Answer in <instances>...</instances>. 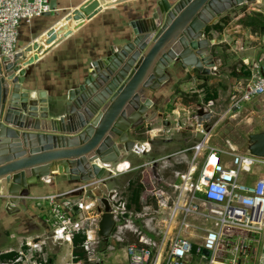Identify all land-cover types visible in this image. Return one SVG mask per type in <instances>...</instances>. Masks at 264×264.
I'll use <instances>...</instances> for the list:
<instances>
[{"label":"water","instance_id":"obj_1","mask_svg":"<svg viewBox=\"0 0 264 264\" xmlns=\"http://www.w3.org/2000/svg\"><path fill=\"white\" fill-rule=\"evenodd\" d=\"M126 0H87L37 41L12 57L0 58V193L11 208L27 199L28 186L48 180L50 172L78 183H104L124 153L142 154L130 132L148 123L153 107L149 94L168 80L171 71L194 76L218 75L211 51L215 40L207 27L231 9L255 0H144L140 19L130 22L64 99L46 98L24 85V67L61 37L102 9ZM55 3L50 2L54 16ZM34 53L32 56L31 54ZM63 107L61 115L58 110ZM248 153L264 159V133L249 136ZM0 198V199H1ZM100 212L98 236L107 243L115 227L108 200ZM207 254V252H203Z\"/></svg>","mask_w":264,"mask_h":264},{"label":"crops","instance_id":"obj_2","mask_svg":"<svg viewBox=\"0 0 264 264\" xmlns=\"http://www.w3.org/2000/svg\"><path fill=\"white\" fill-rule=\"evenodd\" d=\"M49 1L55 3L56 14L35 18L29 25H20L17 38L18 46L16 45L17 52L37 41H42L48 30L63 25L67 15L87 0ZM143 3L144 0H126L102 9L92 18L85 19L80 26L75 27L76 23L71 21L69 24L71 33L68 36L59 38L45 52L38 54L33 63L24 67L23 87L30 91H43L48 100L54 96H59L63 100L66 93L75 88L90 69L92 61L102 57L107 48L117 43L118 38L127 35L130 30V22L141 18L138 8ZM255 6H264V0L244 3L238 8L243 7L241 12L243 15H248L251 11L262 13L256 10ZM240 15L237 14L233 19L236 23L232 26L229 21L226 22L222 19L224 16L222 14L213 23L214 25L225 22L226 24H221L222 31L211 30L206 33L215 40L211 51L217 59L216 71L218 75L194 76L189 70L177 73L170 71L168 80L160 85L156 92L149 94L153 107L148 111L147 117L154 114V118L129 134L130 140L148 144L149 151L142 154L124 153L114 165L112 170L114 177L108 179L115 180L121 177L127 181L128 178H133L134 172L139 174L140 171L145 191L146 184L150 183L151 178H154L158 185L168 188L171 192L166 201L167 208L163 209L165 214L168 212L175 193L171 187L179 182L176 175L187 171L188 161L192 157L191 148L202 139V132L204 133L214 125L209 135L210 146L222 148L225 146V141L229 140L237 152L248 153L250 144L245 149L241 144L232 142L228 139L230 137L228 128L242 115H244V119H247L246 123L250 120L247 125H251L254 117H259L261 111H264V97H259L246 104L248 106L242 107L235 118L227 116L217 125L216 116L205 114L207 117L204 118L205 115L202 111L205 105L204 100L207 97L214 98L208 101H213L215 106L223 108L224 105L225 107L232 87L245 82L249 76V67L253 63L260 62L264 56V39L240 25L238 22ZM31 55L33 56L34 53ZM62 110L63 107L58 110L56 116L63 114ZM249 116L251 117L248 118ZM177 124L181 125L179 132H174L167 138L157 135L161 128L174 127ZM258 129L254 132L255 134L264 133V125H260ZM130 154L141 162L138 165H133L129 160ZM206 154L207 150L201 151L194 161V180ZM220 160H223L224 163L228 162V159L224 157H220ZM151 162L154 164L147 165ZM247 176H253L254 180L250 182H254L262 176V170L257 169L254 174ZM247 176H243V180L250 183ZM106 181L93 187L90 191V194L101 203L98 206H103L104 209L105 205L102 199L107 200L108 193L115 189V187L108 188ZM81 185L82 183L68 179L65 175L50 172L48 180L38 179L36 184L28 186V199L19 198L11 208L6 207L8 205L6 199L0 197V253L18 250L26 241L40 239L44 242L43 249L47 254L49 264H62L69 261L71 256H74L73 246L60 245L51 241L49 227L43 221V212L36 211V206L30 197L66 193ZM141 195L140 201H143L144 194ZM82 196V193L71 195L74 199H79ZM150 199L146 201L145 207H152V209L154 207L160 212L161 209L149 201ZM98 223L97 219L94 223H90L89 228L94 229L96 226L98 230ZM91 234L97 236L99 243L95 249L96 261L89 262V264H128L123 245H117L112 238L105 243L97 232ZM172 236L171 233L169 237ZM122 238L127 245L137 241L130 230L124 231ZM108 246L114 249L106 254L105 249ZM9 255L12 254H7L4 258H8ZM193 261H197L195 256Z\"/></svg>","mask_w":264,"mask_h":264},{"label":"built area","instance_id":"obj_3","mask_svg":"<svg viewBox=\"0 0 264 264\" xmlns=\"http://www.w3.org/2000/svg\"><path fill=\"white\" fill-rule=\"evenodd\" d=\"M48 12L49 0H0V58L17 53L20 25H29ZM259 97H264V56L249 67L245 82L232 87L225 107L219 108L213 101H207L202 111L204 115L216 116L217 125L227 116L235 118L243 104ZM213 127L202 132V139L191 148L187 171L176 175L179 182L171 187L175 193L166 214L163 209L167 208L171 192L158 185L154 178L146 184L143 194L152 197L161 209L151 225L145 223L143 228L131 225V219L140 215L126 211V202L116 189L108 193L115 221V232L109 239L123 243L126 230L137 239L136 243L124 246L128 264H264V159L237 152L229 140L222 148L210 146ZM180 129L178 124L164 127L157 135L167 138ZM142 146L143 152L149 151L148 144ZM203 150H207V154L194 180V161ZM220 157L227 158L228 162L224 163ZM208 167L210 173L206 171ZM260 167V178L250 183L243 180L242 175L254 174ZM98 185L87 182L66 193L30 197L36 207H42L43 221L49 227L52 242L72 246L76 236L84 237L81 247L88 263L94 261L99 243L97 236L91 234L98 233L97 227L90 229L89 225L99 221V211H104L103 206H98L97 198L90 194ZM75 193L83 196L74 199L71 195ZM171 233L173 236L169 237ZM43 243L40 239L28 240L18 250L0 253V264H49ZM7 254L13 256L4 258ZM194 256L197 261H193ZM82 262L71 256L62 264Z\"/></svg>","mask_w":264,"mask_h":264},{"label":"rangeland","instance_id":"obj_4","mask_svg":"<svg viewBox=\"0 0 264 264\" xmlns=\"http://www.w3.org/2000/svg\"><path fill=\"white\" fill-rule=\"evenodd\" d=\"M242 8L243 7H237V8H233L230 11L225 12V14H223L224 16L222 17V19H224L226 22H230L232 26L235 25V21L233 20L237 14L240 15V13L242 12ZM256 10L261 11L262 13H264V6H255L254 7ZM251 13H253V11H251ZM228 15V16H226ZM264 15V14H263ZM245 15H243V13H241V15L239 16L241 19V17H244ZM239 21V20H238ZM224 24H226L224 22ZM18 46V45H17ZM249 104V103H246ZM246 104H243L244 106H248ZM224 107V105H223ZM263 114L264 111H261L260 116L259 117H254V121L251 122V125H247L248 123H246L247 119H244V115H242L241 117L237 118L235 120V123H232V125L229 126L228 128V132H229V138L232 142L236 143V144H241L243 146V148H247L248 145L250 144V140H249V135H253L255 134V131H258V127L261 125H264V118H263ZM247 117V116H246ZM251 116H249L248 118H250ZM254 128L255 131H254ZM264 132V130H263ZM129 160L132 161L133 165H138L141 161L137 160L136 157L132 154H130ZM260 170H262V168L260 167ZM136 172H134L132 174V177L136 176ZM261 174V171H260ZM139 176L141 177V174H139ZM245 176V175H242ZM249 182L254 180L253 176H247ZM134 179V178H133ZM106 184L108 185V188L111 187H115L117 194L120 198H122L124 201H126V196H127V191H126V179L118 177L115 180H107ZM154 187V186H153ZM144 192V191H143ZM142 196V195H141ZM144 199L142 201V208L140 209L139 212H137L136 214L140 215L137 218H132L131 219V225H133L134 227H138V228H143V225H145V223H147L148 225H151V223H153V217H157L156 213L158 212V210H155V208L153 207H146V201L150 198H148L147 196H143ZM151 201L153 204H155V206H157L156 201L151 197V199L149 200ZM149 205V204H148ZM145 208V209H144ZM37 212H40L42 207H35ZM145 229V228H144ZM15 236V235H14ZM16 238V237H15ZM119 245H123V247L127 244L125 241L123 243H118ZM117 244V245H118ZM95 246V244L93 245V247ZM111 246H108L107 249H105V253L108 254L109 252H111L110 250ZM96 261V257L94 259V261H92V263H94ZM82 264H89L88 262H82Z\"/></svg>","mask_w":264,"mask_h":264},{"label":"trees","instance_id":"obj_5","mask_svg":"<svg viewBox=\"0 0 264 264\" xmlns=\"http://www.w3.org/2000/svg\"><path fill=\"white\" fill-rule=\"evenodd\" d=\"M239 24L242 25L244 28L248 29L250 32L254 34H258L264 37V15L259 12H253L248 15H245L241 19H239ZM224 23H216L210 27H207L206 33H209L211 30L221 32ZM214 98L207 97L205 98V102L208 100H212ZM140 174V171H139ZM139 174H136L135 177L126 181V211L130 213H137L142 208L141 205V194L144 191V187L141 183V177ZM84 237L78 235L74 238L72 246H73V255L80 259L81 261L87 262L86 254L83 248L81 247L83 243ZM13 255H9L8 257H12Z\"/></svg>","mask_w":264,"mask_h":264},{"label":"bare ground","instance_id":"obj_6","mask_svg":"<svg viewBox=\"0 0 264 264\" xmlns=\"http://www.w3.org/2000/svg\"><path fill=\"white\" fill-rule=\"evenodd\" d=\"M206 171H207V173H210L211 172V168L208 167Z\"/></svg>","mask_w":264,"mask_h":264}]
</instances>
